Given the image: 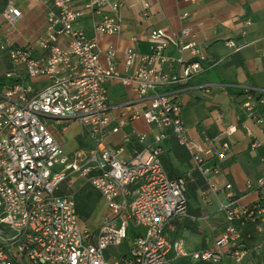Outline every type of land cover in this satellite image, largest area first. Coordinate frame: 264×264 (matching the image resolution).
Instances as JSON below:
<instances>
[{
	"label": "built area",
	"instance_id": "1",
	"mask_svg": "<svg viewBox=\"0 0 264 264\" xmlns=\"http://www.w3.org/2000/svg\"><path fill=\"white\" fill-rule=\"evenodd\" d=\"M37 1L51 4L47 28L38 40L41 53L36 55L33 48L1 46L15 65L24 66L26 76L8 73L10 81L0 90V264H171L170 253L204 263L231 264L224 262L230 257L237 264H258L256 257L264 245L249 247L243 228L261 218L256 229L260 235L264 233V176L247 182V193L254 194L256 201L242 203L230 194L228 203L222 204L227 224L213 249L189 254L183 239L171 241L165 235L172 221L188 216L186 181L172 179L162 161L161 144L167 134H157L153 142L147 141V135H137L142 147L129 161L121 158L123 148L106 144L110 133L142 119L169 131L199 166L205 157L224 156L228 144L220 150L202 148L191 139L182 103L170 91L217 65L199 46L192 29L184 28L173 36L153 31L149 53L133 48L125 52L126 73L122 75L115 63L118 52L108 49L103 62L95 40L75 25L83 11L109 9L112 15H105L95 30L117 35L123 0H87L82 11L75 0ZM149 7L144 4L142 17L147 18ZM2 16L8 25H15L22 13L9 1ZM251 24L250 20L244 23L243 34ZM61 39L66 45L59 43ZM227 45L241 49L234 40ZM170 49L176 55L166 54ZM109 80L122 82L143 102H149L148 108L118 119L112 128ZM259 93L258 101L249 97L243 109L264 126V111L259 113L264 91ZM54 118L80 120L93 145L74 157L67 155L48 126L47 121ZM236 131V126H229L225 134ZM261 144L255 138L251 147ZM74 173H80L106 203L105 216L94 230L80 226L74 197L58 194ZM131 231L137 235L130 253L110 260L107 250L122 245Z\"/></svg>",
	"mask_w": 264,
	"mask_h": 264
},
{
	"label": "crops",
	"instance_id": "2",
	"mask_svg": "<svg viewBox=\"0 0 264 264\" xmlns=\"http://www.w3.org/2000/svg\"><path fill=\"white\" fill-rule=\"evenodd\" d=\"M9 1L22 13L15 25H8L2 16ZM86 1L75 0L77 9L82 11ZM145 3L150 5L147 18L141 16ZM50 9L48 1L0 0L1 46L33 48L36 55L40 54L38 40L47 28ZM83 13L75 27L95 40L103 62L108 49L113 48L118 52L115 63L122 75L126 73L125 52L133 48L139 53H149V37L155 30L173 36L184 28L192 29L194 38L206 55L217 60L215 68L196 77L189 84L174 87L170 91L182 103V117L191 139L202 148L214 147L220 150L224 144H228L224 156L205 157L199 166L169 131L157 129L142 119L127 123L118 133H110L106 139L109 147L123 148L121 158L129 161L136 150L142 147L137 135H147V141L153 142L157 134H167L161 144L162 161L172 179H186L189 215L173 221L166 228L165 235L171 241L182 238L185 232L204 235V243L198 252L213 249L225 226L222 204L228 203L230 194L239 197L242 203L256 201L254 194L247 193V182L264 176L261 172L256 173V167H264V126L250 118L243 109V104L252 97L248 94L250 91L257 94L264 91V0H123L118 13L121 31L117 35H106L95 30L105 15H112L109 9ZM247 20L252 24L243 34ZM230 40H234L241 49L230 48L227 45ZM59 43L66 45V40L61 39ZM166 54L176 55L173 49L167 50ZM10 72L15 73L14 77L26 76L24 66L15 65L7 52L2 51L0 77L8 82L10 79L7 81L6 77ZM212 73L214 75L210 77ZM116 83L109 80L108 91L111 84ZM127 88L129 97L121 104L112 102L109 92L111 128L116 126L118 119H128L135 111L149 106L148 101L143 102L132 88ZM263 111L264 105L259 107V113ZM229 126L237 127V131L230 136L225 134ZM87 137L90 138L85 129V137L81 136L83 147L93 145L91 138V143H86ZM255 138L262 141V144L253 149L251 144ZM70 179L66 182L72 186ZM66 182L59 188V195L69 193L63 188ZM227 185L232 188L227 189ZM91 198L92 201L98 199L95 196ZM84 200L87 202V196H84ZM101 200L102 207L99 210L106 212V203L102 197ZM216 203H219L217 209L214 208ZM93 204L89 202L88 209H96ZM218 219L220 226L215 228L213 240L206 239L207 228L214 231L212 222ZM261 237L264 242V233ZM169 259L171 264H204L190 258H177L174 253H170Z\"/></svg>",
	"mask_w": 264,
	"mask_h": 264
},
{
	"label": "rangeland",
	"instance_id": "3",
	"mask_svg": "<svg viewBox=\"0 0 264 264\" xmlns=\"http://www.w3.org/2000/svg\"><path fill=\"white\" fill-rule=\"evenodd\" d=\"M1 44H0V53H1ZM213 73L210 75V77H213ZM213 80H216V78H213ZM110 92V99L112 102L116 104H121L124 101L127 100L129 97L128 88L123 85L122 82H117L116 84H111L109 87ZM48 126L54 131V135L56 139L62 144L64 152L67 155H71L72 157L76 156L79 152H81L82 149H85L86 147H83L82 145L83 140L81 139V136L83 138L85 137V128L80 120H73V121H63V120H48L47 121ZM64 129V130H63ZM87 144L91 143V139L89 137L86 138ZM261 172L262 175H264V167L261 169V167H256V173ZM71 180V179H70ZM69 182H66L63 186L64 191H67L66 195H72L77 203L79 212H80V226L82 228L94 230L96 229L100 223L102 222L105 213L101 212L99 209L102 207V200L98 192H96L93 187L86 181L84 177L80 173H74L72 175V180ZM81 196V200H80ZM84 196H87L88 200L87 202L84 200ZM92 196L98 197V199H95L92 201ZM100 199V200H99ZM193 201L195 204H197L195 198H193ZM89 202H93V207L96 209H88ZM201 204H204L201 200H199ZM219 204V203H218ZM218 204L216 203L214 208H218ZM90 214V218L87 220L88 212ZM223 214V213H222ZM224 215V214H223ZM220 219V218H219ZM219 219L218 221H213V227L214 231H212L210 228H207L206 230V239L211 238V241L213 240L214 234H215V228H219ZM135 237V234L132 236H129L128 239H126L122 245L118 247H110L107 250L108 257L114 259V258H121L130 253L131 247H130V241L133 240ZM204 235L196 234L193 232H185L182 234V238L184 240L185 250L189 254H194L199 251L201 246L204 243ZM210 240L208 239V242ZM225 263H231V264H237L236 262H233L230 257L224 258Z\"/></svg>",
	"mask_w": 264,
	"mask_h": 264
},
{
	"label": "trees",
	"instance_id": "4",
	"mask_svg": "<svg viewBox=\"0 0 264 264\" xmlns=\"http://www.w3.org/2000/svg\"><path fill=\"white\" fill-rule=\"evenodd\" d=\"M6 85V79L3 78V77H0V90ZM250 96H252L253 98L257 99L259 98L261 95L260 93H256L254 91H250L248 93ZM199 167V166H198ZM200 169V167H199ZM186 181V179H185ZM186 195H187V181H186ZM263 207H264V203H263ZM88 212V217H87V220L90 218V214H89V211ZM80 214V212H79ZM189 215V214H188ZM82 219V217H80ZM185 218V217H184ZM260 219L261 218H257L256 222L255 223H248L244 226L243 230H244V237L247 239V244L249 247H252L253 245L257 244V243H262L264 244L263 242V237H261L262 235H260L256 229V226L257 224L260 222ZM176 220V219H175ZM174 220V221H175ZM173 222V221H172ZM226 224H227V221H226V215H225V226L224 228L226 227ZM224 230V229H223ZM133 234H135V236L137 235V232L135 231H131L130 233V236H132ZM110 260H114V259H118V258H110L108 257ZM256 261L258 262V264H264V248H263V251L262 253L256 257ZM204 264H215V263H204Z\"/></svg>",
	"mask_w": 264,
	"mask_h": 264
},
{
	"label": "water",
	"instance_id": "5",
	"mask_svg": "<svg viewBox=\"0 0 264 264\" xmlns=\"http://www.w3.org/2000/svg\"><path fill=\"white\" fill-rule=\"evenodd\" d=\"M54 120H58V119L54 118Z\"/></svg>",
	"mask_w": 264,
	"mask_h": 264
}]
</instances>
